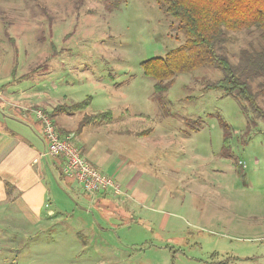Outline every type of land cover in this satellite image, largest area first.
<instances>
[{
  "label": "rangeland",
  "instance_id": "obj_1",
  "mask_svg": "<svg viewBox=\"0 0 264 264\" xmlns=\"http://www.w3.org/2000/svg\"><path fill=\"white\" fill-rule=\"evenodd\" d=\"M177 23L157 0H0V84L40 88L36 99L47 94L53 104L90 97L67 117L70 127L112 110L111 122L89 124L76 139L101 142L109 163L133 165L152 183L148 205L112 194L100 204L61 179L69 193L52 189L56 212L41 223L23 212L9 218V202H0V264H264V118L203 89L224 75L211 64L155 92L141 62L184 41ZM229 34L226 53L237 64L242 49L264 45L257 29ZM249 83L264 108V76Z\"/></svg>",
  "mask_w": 264,
  "mask_h": 264
},
{
  "label": "crops",
  "instance_id": "obj_2",
  "mask_svg": "<svg viewBox=\"0 0 264 264\" xmlns=\"http://www.w3.org/2000/svg\"><path fill=\"white\" fill-rule=\"evenodd\" d=\"M14 68L15 65L10 71L12 76ZM12 84H0V202H9L2 207V211H6L9 218L16 219L20 217L17 212H23V216L29 218L32 223H41L43 215L53 216L56 212L55 207L51 208L54 201L57 202L52 189L57 186L59 192L69 193V190L61 180L68 179L62 171L64 161L48 154L43 122L38 119L34 109L43 107L49 110L59 103L53 104L47 94L40 96V100L36 99L40 88ZM69 115L58 114L53 118L60 134L72 135L87 160L114 176L123 188L121 194H114L111 190L98 191L94 194V199L102 204L105 195L112 194L118 197L120 202H124L128 197L134 202L148 205L152 195L146 191H150L152 183L144 176L143 170H138L134 175L133 165L109 163L108 148L101 142L95 145L86 143L81 137L77 140L76 137L82 132L76 133L77 127L68 125ZM129 194L131 195L128 196ZM45 229L54 228L49 225L38 230Z\"/></svg>",
  "mask_w": 264,
  "mask_h": 264
},
{
  "label": "trees",
  "instance_id": "obj_3",
  "mask_svg": "<svg viewBox=\"0 0 264 264\" xmlns=\"http://www.w3.org/2000/svg\"><path fill=\"white\" fill-rule=\"evenodd\" d=\"M157 2L168 16L177 20L174 28L183 34L184 41L164 55L141 62L143 73L155 80V92L161 94L167 91L173 84L176 74L211 64L219 67L224 75L218 80L207 82L203 89L222 90L226 95L246 101L264 118V108L257 104L256 93L249 83L250 78L264 76V45L255 50L242 49L238 64L232 62L226 53V44L231 39L230 31L257 29L264 37V0H157ZM16 69L17 65L14 68L15 74ZM24 76L26 75L22 77ZM89 104L90 97L82 101L59 103L49 110H44L54 118L58 114H73L84 110ZM113 118L114 114L110 109L87 113L81 119L76 133L82 132L89 124L111 122ZM221 122L226 130L224 153L229 155L230 126L222 118ZM150 133L151 129H147L135 135L146 136Z\"/></svg>",
  "mask_w": 264,
  "mask_h": 264
},
{
  "label": "built area",
  "instance_id": "obj_4",
  "mask_svg": "<svg viewBox=\"0 0 264 264\" xmlns=\"http://www.w3.org/2000/svg\"><path fill=\"white\" fill-rule=\"evenodd\" d=\"M38 119L43 122V131L48 142V154L63 159V174L74 179L85 192L95 194L101 190L123 193L119 181L92 164L82 154L72 135H61L53 118L43 109L35 108ZM241 163V162H240Z\"/></svg>",
  "mask_w": 264,
  "mask_h": 264
}]
</instances>
